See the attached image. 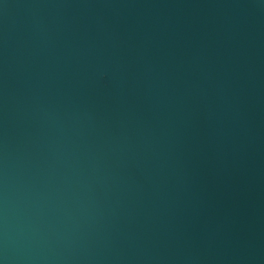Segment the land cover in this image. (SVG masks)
I'll return each mask as SVG.
<instances>
[{"label": "water", "instance_id": "obj_1", "mask_svg": "<svg viewBox=\"0 0 264 264\" xmlns=\"http://www.w3.org/2000/svg\"><path fill=\"white\" fill-rule=\"evenodd\" d=\"M0 264H264V0H0Z\"/></svg>", "mask_w": 264, "mask_h": 264}]
</instances>
